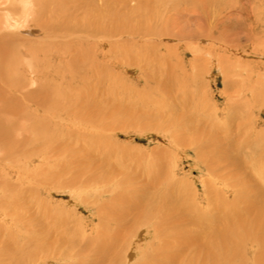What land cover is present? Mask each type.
<instances>
[{"label":"rangeland","instance_id":"1","mask_svg":"<svg viewBox=\"0 0 264 264\" xmlns=\"http://www.w3.org/2000/svg\"><path fill=\"white\" fill-rule=\"evenodd\" d=\"M110 8L114 10L115 6ZM242 10H246V14ZM119 12H126L130 21L126 25L127 33H121L116 38L121 40L116 42L123 45L120 47L125 53H117L116 43L113 44L112 41L105 47L99 44L100 47H91L98 55L99 65L109 61L107 82H101L100 85L104 87L102 99L88 106L92 113L87 111L75 119V111H68L69 103L51 108L52 104H46L45 99L41 103L47 106L46 109L39 106L38 112L34 107L22 108L17 117H14V122H18L16 124L22 127V131H26V126L35 120L40 121L46 116L54 125L60 124L64 133H68L70 128L78 129L68 139L63 138V135L60 138L62 143L66 140V144H62L65 151L58 155L62 161L61 168L51 162L55 172L48 183L41 182L44 174H39L41 181H31L36 179L45 165L38 160L31 163L28 161L29 164L22 163L29 150H38L36 136L30 135L31 141L28 142L34 145L27 144L24 147L26 154L15 158H11L14 155L1 158L0 192L5 195L6 206L15 209H10L13 213L9 215L19 219L21 217L18 228L16 226L13 232L15 235L19 232L26 238L32 235L28 231L35 228L34 218L35 221L38 219L42 223H48L53 217L55 220L61 216L65 223L63 234L80 245L85 242L89 255H92L94 248L90 240L97 233L100 234V231L112 232L119 229L120 232L122 230V236H129L142 228L144 237L132 240L133 248L128 256L130 258H126L129 264H134L142 263L143 249L144 252L147 248L151 249L147 247L148 244H157V240H153L155 236L147 233L152 231L153 223L159 218L160 212L150 209L151 206L155 209L156 200L162 206L166 203L168 205L173 199L196 204L198 210L195 212L202 209V214H213L211 208L215 203L214 205L224 207V213L229 214L231 207L236 208V203L237 209L247 204L246 208L251 207L248 201H251L252 193L258 188L262 199H256V203H264V0H128L126 9ZM5 13L0 11V14ZM248 13L250 18L247 19ZM30 22L32 21H25L24 25L14 24L15 27L6 26L4 31L9 36L14 34L13 36L24 38L22 33L35 28L41 35L33 32L26 35L28 39L38 40L40 37L50 40L44 38L45 30L41 26ZM1 25L4 27L6 24ZM151 30L157 33L154 34ZM140 31L150 32L155 36H142ZM74 38L70 40L73 45L78 46L80 39ZM92 41L90 38L85 39L89 45H92ZM49 46L51 54L46 47L35 51L31 56L26 53L20 55L16 51L13 59L20 60L24 65L20 69L18 65L22 64H16L14 75L17 73L16 76L24 77L23 74H26L31 80L27 85L30 89L44 87L40 93L44 98L53 93L58 94L68 85H75L74 88L71 86L72 93L78 92L81 89L79 83L82 77H78L80 73L71 76L72 71L65 69L66 60L75 52L66 53L64 57L62 53H57L54 45ZM1 51L6 53V50ZM103 53L108 57L103 59ZM29 65L31 70H28ZM79 66L76 67L80 69ZM32 70L36 72H30ZM0 78L2 82L8 81ZM8 93L2 91L6 95V101L11 97ZM15 95L18 96V92ZM55 103L58 104V101ZM47 108L51 109L48 111ZM6 117L9 120L13 118L10 114ZM16 131L18 129L14 130ZM73 137L80 140L77 142ZM224 149L234 155L236 167H222L219 164L225 162L224 156H221ZM205 162H209L211 166H206ZM44 186L50 189L46 191ZM239 189L241 192L235 198L234 194ZM207 198H211L213 203H209ZM100 202L108 207L107 210L100 207L98 211H102V220L95 214V208ZM132 205L135 207L131 208L135 210L133 213L141 212L140 217L135 219L131 213L128 215L130 223L128 221L118 225L119 214L127 215L126 207ZM263 207V204L258 207V213L253 207L248 211L238 210L236 215L241 214L239 217L228 216L226 220L230 224H234V217L242 219L237 222L239 225L235 229L243 234L242 241H239L242 247L236 243L238 246L231 244L230 248H225L223 252L225 251L226 258H223V264H259L258 258L261 256L263 259L264 250L258 248L261 238L255 236L264 232ZM38 209L40 213H37ZM45 209L46 212L43 213ZM106 211L111 214H106ZM145 212L154 214L153 218L149 217L147 220ZM27 213L33 215L28 221L23 218L28 217ZM106 216H109V220ZM254 219L259 227L253 224L251 231L250 222L255 223ZM245 220L249 221L245 224ZM20 239L19 237L17 241ZM86 254L71 257L74 262L72 264H84ZM68 256L66 261H71ZM183 256L187 260L186 253Z\"/></svg>","mask_w":264,"mask_h":264},{"label":"bare ground","instance_id":"2","mask_svg":"<svg viewBox=\"0 0 264 264\" xmlns=\"http://www.w3.org/2000/svg\"><path fill=\"white\" fill-rule=\"evenodd\" d=\"M127 1L128 0H0V11L6 12L5 14H0V15H3L2 17H0V20L4 19L2 22H0V28L3 29V30L0 29V77L6 78L8 80V81L3 80V82L0 80V96H1L0 97V103H1L0 104V154H1L0 160L2 157L8 158V157H11L12 155H14L11 158H15V157L23 156L24 153L26 154L27 151L25 152L24 147L27 144H33L34 145V143H29L31 141L29 139L30 138L29 136L35 135L36 136L35 139L37 140V144H38V150L37 151L33 150V152H30L32 150L28 149L29 153L25 156V161L22 163L23 164L24 163L29 164L28 161H30V163H31L35 160H38L41 162L42 165H45V167L41 168V171H40V173H38L36 175L35 180L33 179V176H32V179H33V180H31L32 182H37V181L42 180V179L40 180L41 177H39V174L41 176H43V174H44V179L41 182L48 183L50 181L51 176L54 175V172H55L53 170L54 166H58L59 169L61 168V162L62 161L59 158V156H60V153L65 151V148L62 147V144H64L66 141L63 139L64 143H62L60 140L61 136L63 135V138L68 139L69 137L73 136L74 131H77L78 129L72 128L73 129V131H72V129L70 128V130H68V133H64L63 127L60 124L57 125V123H56V125H54L49 120V117L46 116L45 118L41 119L40 121L35 120L29 126H26V128H25V130L27 131L26 132V131H22L21 130L22 127L20 125L16 124L18 122H14V120H15L14 117H17V115L21 112L22 108H24V109L31 108L32 109L34 107L33 109L35 111L39 112V108H37V107L44 106L41 102L46 99L45 103L46 104L51 103L52 104L51 108L55 107V105H58V106L60 105L59 107H61V106H65V104L69 103L70 110H68V109L67 110L70 112H73V110H74L75 112H73V118L76 119V117H80V115H83V113H85V112L87 113V111H90V109L88 107L89 105H94V104H96V102L98 100L100 101L102 99L101 98L103 96L102 88H104V87H101L100 85H101V82H107L106 74L108 71L107 68L109 67L108 66L109 61L107 64L105 62L104 64L99 65L98 59H97L98 55H97V53H95L91 50V47L92 46L98 47L99 45H101V46L104 45V47H105L108 44H110V41H112L113 44L116 43L115 44V47H116L115 50L116 49L118 50L117 53L119 51H122V52L125 51L120 47L123 45L121 43L119 44L116 42V40H117L116 38H117V35H119V34L121 35V33H123V34L125 32L127 33L126 25H127V22L129 21L127 13L126 12L125 13L119 12V10L126 9ZM112 4H114V5H112ZM114 6H115L114 10H113V8H110V7H114ZM242 11L241 12L245 13V14L247 12L246 10H242ZM246 18L247 19L250 18L249 13H248V15H246ZM30 20L35 25L41 26L42 29L45 30V33L43 34L44 38L46 37L50 40L46 41V40L40 39L39 35H38L39 38H37L38 40L28 39V37H26V35L33 33V32L39 33L37 31V29L34 30L35 28L31 29L30 31L26 30L25 33H22L21 35H23L24 38H22V37L18 38L16 36H13L14 34L13 35L11 34L12 36H9L8 33H6V31H4V28L6 26L7 27L8 26L15 27L14 24L24 25L25 21L28 22ZM32 22H30V23H32ZM1 24H6V25L3 27V25H1ZM121 25H123V26L120 28L119 26H121ZM26 26H28V25H26ZM9 29H11V28H9ZM42 29H39V30H42ZM18 30H20V29L18 28ZM147 30L145 29V31H147ZM137 31H139V30H137ZM140 32H141L142 36L143 35L146 36L148 34L147 32H143V31H140ZM151 32L154 33L153 30H151ZM153 33L151 34L149 32V34H151L152 36L157 32H155L154 34ZM136 35H138V34H136ZM152 36H151V38H152ZM157 36H163V35H157ZM74 37L80 39L78 46L73 45L72 41L70 40V38H74ZM61 38H64L65 40H62V41L58 40ZM89 38L91 40H93L92 43H90L92 45L86 44V42H85V39L89 40ZM120 41H118V42H120ZM49 44L54 45L53 47H55V49H57L56 50L57 53L58 52L60 54L62 53L61 55H64V54L69 53V52H75L74 54H70V57L66 60L67 66L65 69H69V71H72V72H70L71 76H72V74L74 76H76V74L78 75L80 73L81 76L79 75L78 77H82V78L85 77L84 79L80 78L81 83H79V86L81 89H79L78 92L72 93L71 92V86L72 85H68V87L66 86L65 89H61L58 94L53 93V94L49 95L50 98L46 94L45 96H47V98H44V96H41V94H40L44 90V87L43 88L37 87L38 89L37 88L30 89L29 87H27V85H28L29 81H31V80L27 78L26 74H23V75H25L24 77L16 76L17 73H15V75H14L13 72L15 71L14 70L15 65L16 64H22V65H18V67L20 69H23L22 66L24 65V63L20 62V60L15 61L16 58L13 59V57H15L16 51L20 55L22 53H26L27 55L31 56L32 53H34L35 51H37V50L39 51V50L44 49L46 47L47 52H50L51 49L49 48L50 47ZM74 44H76V43H74ZM111 46H114V45H111ZM65 48L66 49L69 48V50H66ZM53 49L54 48H52V50ZM63 49H64V51H63ZM88 49L90 52L88 51ZM1 50H6V53H3ZM51 53H52V51L50 52V54ZM107 53L111 57L110 53L109 52H107ZM121 53H120V55H121ZM123 53H125V52H123ZM120 55H118V57ZM64 57H66V55H64ZM105 57L107 58L108 55L104 54L103 59ZM115 57H117V56H115ZM123 58H124V56H123ZM76 66L77 67L79 66L80 69L77 68ZM30 68L31 67L29 65L28 70ZM33 69H34V67H33ZM78 69H79V71H78ZM30 72L34 73L36 71L32 70ZM67 73H69V72H67ZM87 74H89V76H86ZM63 76H64V74H63ZM0 79H2V78H0ZM63 81H65V80H63ZM74 86H72V87L74 88ZM39 88L42 90L40 91ZM1 90L4 92L8 91L11 94V97H9L7 99V101L5 100L6 95L2 94ZM74 91H76V90H74ZM16 92H18V96L15 95ZM42 94H44V93H42ZM17 97H19V98H17ZM2 98H3V100H2ZM15 98H17V99H15ZM19 101H21V102H19ZM57 101H58V104L55 103ZM44 107H45L44 109H46L47 106H44ZM50 109L47 108L48 111ZM33 113L35 114V112H33ZM90 113H92V111H90ZM7 114L12 115V117H13L12 120H9L8 117H6ZM29 115L30 114H28V116ZM93 117H94V115H93ZM35 119H36V117H35ZM50 119H51V117H50ZM52 121H54V120H52ZM60 123H61V121H60ZM52 125H54V126H52ZM17 126H19V127H17ZM15 129H18V131L19 130L20 131L14 132ZM51 129H53L52 132H51ZM22 132H26V134H24ZM175 134H176V136L178 135L176 132H175ZM73 139H75V138L73 137ZM79 140H80L79 138L75 139V141H77V142ZM69 147H70V145H69ZM200 147L205 149L203 146H200ZM221 147H222V145L219 147V149H221ZM224 148H226V147H224ZM227 151L228 150L224 149L222 153L219 152L222 154L221 156H224L223 160L226 162V163L221 162L219 164L223 165L222 167H225L226 165L236 167L237 165L234 162L235 159L233 160L234 155H232V153L230 151H229V153H230L229 154ZM202 156L204 157L205 155L203 154ZM54 157H56V159ZM204 161H208V160H204ZM51 162H54V166L52 164H50ZM206 166L210 167L211 164L209 162H207ZM50 168L52 169L51 171L49 170ZM33 172H34V169H33ZM36 173H37V169H36ZM15 174H18V173L15 172ZM54 177L55 176H53V178ZM18 182H19V180H18ZM5 186H7V185H5ZM47 187L48 186H44L43 187L44 190L50 189L49 187L48 188ZM40 188H42V187H40ZM36 189L37 188H35V190ZM243 189H245V187L242 188V190ZM256 190H255V192L252 193V196H251L252 198L250 199L251 201H248V203L251 204L250 205L251 207H249L250 209L254 207L253 209H255L257 211L258 207H260L262 204L264 205V203L263 202L259 203L258 201L256 203V199L257 200L262 199L261 193H259L261 191L258 188ZM16 191H17V189H16ZM239 192H241L240 189L238 190V192L236 191V194H234V193H232V194H234V196L236 198V196ZM19 193H21V192H19ZM218 194L216 196L220 195V194L219 195ZM222 195H224V194L222 193ZM170 196L172 197V195H169V197ZM225 198H227V197H225ZM207 199H208L209 203H211V204L213 203L211 198H207ZM220 199H221V195H220ZM155 200H156V198H155ZM253 200H254V202H253ZM4 201H5V195H3L0 192V264H72L73 261L70 258L75 256V255L77 256V255L83 254V253H87L83 259L84 264H129L128 263L129 260H127L126 258H128V256H130L129 254H131V248H133V247H131V246H133L132 240H135L136 238L142 239L141 237H144L143 236L144 231L142 228H139L136 231V233L133 235L127 236L128 234L127 235L125 234L124 236L126 238L124 236H122V234H121L122 230L120 232V230L118 228H117L118 230H115L112 232H108V231L105 232L102 230V231H100V234L97 233L94 237L91 238L90 241H92V243L91 242L90 243H91V245L94 244V248L92 249L93 250L92 255H89L88 252H90V251L87 249V245H85L84 240H83L84 244L80 245L78 242L73 241L72 239L69 240L65 236V234H63L64 230H62V228H64L63 226L65 223L63 222V219L61 216H58L55 220L53 219L54 218L53 217L50 220V222H48V223H42L38 219H37V221H35L36 218H34L35 228L33 227L34 229H31L30 231H28V233H32V235H30V236L28 235L27 238L24 236H21L20 234H22V233H20V232H19V234L15 235V233H13V232H14V230H16V226L18 228V223H19V220L21 219V217L19 219V217H17V216L13 217V216L9 215L10 213H13L12 210H10L13 208H11V206L7 207L6 204L4 203ZM259 201H262V200H259ZM108 202H109V200H108ZM110 202H112V201H110ZM20 203H22V202H20ZM154 204H157L155 209L153 208V206H151L150 209H152V211H156V212L159 211L160 214H159V218L158 219L156 218L157 221L153 223L154 227L152 228V231H148L147 233H152L153 234L152 236H155L154 237L155 239H153V240H155V241L157 240V244L155 243L156 245L154 244V246L151 244H148L147 247H150L151 249L147 248L149 251L147 250L145 252L143 249V251H142L143 253H141L143 255V257L141 258L142 263L137 262L134 264H223V262H224L223 258H226V257H224L225 251L223 252V250L225 248H230L229 246H231V244L236 245V243H238V245L240 247H242L240 242L242 241L243 234L240 231H238V232L235 231L237 225H239L237 222L241 221L242 219L240 218V220H238L236 217H234L233 220L236 219V220H234V224L233 223L230 224L228 222V220H226V219H228L230 216H234V215L238 214L237 213L238 210H247L248 211L249 208H246L248 206L247 202H246L247 205L243 204L244 207H241V209H239V207L237 209L238 203H236L235 204L236 208L231 207L230 208L231 213L228 212L229 214L224 213V209H223L224 207H219L218 205H214L215 203H213L212 208H211V211H213V214H210L209 212L202 214L201 213L202 209L201 210L199 209V212L196 213L195 210L196 211L198 210V208L196 207V204L192 205V204H188V203H183V202H180L178 199L177 200L173 199L168 205L166 203L165 206H162L161 202H159L158 200H156V203H154ZM185 205H187V206L183 209V206H185ZM209 205L210 204H208V206ZM108 206H110V205H108ZM255 206H256V208H255ZM100 207L106 208V206L103 202H100L99 205H97L95 208L96 209L95 214L97 213L96 215L98 216L99 220H102V217H100L102 215V213H100V212H102V211H100L98 213V211L100 210ZM59 208H60V206L57 207L58 211H59ZM107 208H106V210H107ZM126 208H128L127 209L128 214L125 216L122 214H119L118 217H119L120 221L118 220V225L122 224V222H128L130 220V218H128V215L131 213H132V217L135 219L137 218V216L140 217V215H141V212L133 213V212H135V210L131 209V208L135 209V207L133 205H132V207L128 206ZM171 208H172V211H170ZM180 208H182V209H180ZM129 209H130V211H129ZM112 210L114 212V209H112ZM13 211H15V209H13ZM258 211H257V213H258ZM44 212H46V209L43 211V213ZM240 212L241 211H239V214H240ZM37 213H40L39 209H38ZM193 213H196V214L193 215ZM106 214H111V213L109 211L108 212L106 211ZM145 214H146V217L148 218L147 220H149V217L153 218L152 216H154V214H152L151 212H145ZM8 216H10V218H8ZM27 216L28 217L23 216V218H25L27 221L29 219H31L30 217H33V215L30 213H27ZM40 216H42V215H40ZM236 216L239 217V216H241V214L236 215ZM106 219L109 220V216H106ZM111 221H112V219H110V222ZM246 221L247 220L243 221V223L246 224ZM129 223H130V221H129ZM250 224H251L250 227H252L251 231L253 230V224H255L254 226L259 227L258 226L259 223H256V220H255V223L250 222ZM244 227H246V226H244ZM250 232H249V234H250ZM245 234H244V236H245ZM17 236H18V238H17ZM255 236L259 237V239L261 238V240H259L260 242H258V244H259L258 248H260L261 250H264V248H263L264 247V232L257 233ZM19 237L21 239H23V238L24 239L23 240L20 239V241H17V239H19ZM245 237H247V236H245ZM129 238H132V239L129 240ZM248 238H250V237H248ZM18 243H20V244H18ZM238 245H236V246H238ZM242 245H243V243H242ZM226 246H228V247H226ZM240 247H238V248H240ZM74 249H75V251H74ZM129 250H130V253L128 252ZM120 251H124V253H121ZM185 253H186V256H188L187 260H184L185 258L183 255H185ZM141 254H140V256H141ZM67 255H69L68 257L71 261H68V260L66 261V259H68V258H66ZM261 259H262V257L260 256L258 258L257 263L264 264V256H263V259L262 260ZM75 261L77 262V260H75ZM139 261H140V259H139Z\"/></svg>","mask_w":264,"mask_h":264}]
</instances>
